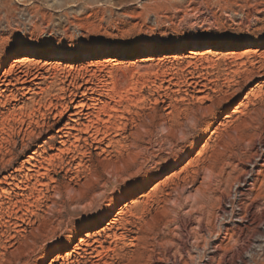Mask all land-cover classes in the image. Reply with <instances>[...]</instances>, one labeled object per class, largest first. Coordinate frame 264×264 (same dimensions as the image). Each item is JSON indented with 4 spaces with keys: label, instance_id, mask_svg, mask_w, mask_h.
Returning a JSON list of instances; mask_svg holds the SVG:
<instances>
[{
    "label": "rangeland",
    "instance_id": "obj_1",
    "mask_svg": "<svg viewBox=\"0 0 264 264\" xmlns=\"http://www.w3.org/2000/svg\"><path fill=\"white\" fill-rule=\"evenodd\" d=\"M205 44H213L215 49H209L205 47ZM192 51H199L204 55L189 63L188 58L191 56L189 52ZM255 51L259 52L258 56L264 52V0H0V79L6 82L13 81L21 75V72L26 74L37 70L35 66H29L7 73L4 78L3 73L9 69L16 58L35 56L36 62L41 65L49 64L55 67L61 64L57 70L48 74L51 79L42 86L43 88L51 86L53 95L62 87L68 89L71 83L69 81L75 80L81 84V79L84 78L85 81L90 82L93 89L95 88V94H102L103 102L111 104L110 106H118L119 104L114 105L116 102L121 104L119 114L124 117L122 116L123 119L120 120L122 123L118 122V125L122 124L126 127L127 134L138 129L144 136L142 145L148 149L146 160L139 159L142 167L133 169L119 180L115 179L113 174L110 176L106 170L108 164L111 163L110 160L108 158L104 160L105 156H99V151L95 149L96 145L92 144V138L86 136V140L78 147L79 151L78 149L73 150L75 153L71 152L64 155L62 160L53 161L48 177L44 180L45 183H50V191L44 188L40 196L38 193L34 194V199L41 198L42 201L39 202L37 209L28 206L26 201L28 195H22L21 191L12 188L4 194L0 190L1 264H39L40 258L45 255L47 257H45L44 264H51L58 254V247L61 250L60 254L65 255L73 250L70 249V242L77 244L78 238L93 227L88 224V221L105 207L103 198L114 197V201L113 206L105 213L106 219L103 220L102 225L97 227L100 230L107 227L108 220L115 218L123 204L151 192L169 177L171 178L167 182L169 189L160 187L147 205L146 209H151V216L147 218V221H151L152 227L154 225L151 229L154 235L151 234L153 238L149 242L147 251H140L143 255L139 254L141 255L139 264H204L207 259L203 256L205 254L201 247L205 246V237L208 238L206 230L216 224L214 219L222 205L230 209V204L223 203L225 196L231 191L230 187H233V183L245 172V168L248 167L247 163L252 161L259 147L258 141H264V121L262 122L264 118L258 116L260 110H257L261 109L260 105H264V95L262 96L264 76L259 77L256 71L249 79L250 75L245 74L243 69H249L250 66L247 65L246 68L240 66L243 61V63L247 61L249 63L257 60L255 54L249 55L250 52ZM58 52H64L68 56L61 58L50 56ZM141 58H149L153 61L145 65H140V63L136 65ZM95 60H100L103 64L98 68H90ZM111 60H119L121 63L113 67L114 63ZM68 64L77 68L85 64L84 68L87 69L69 74V71L63 70V65ZM42 72H45V69ZM238 72L242 73L238 74ZM192 81L206 84L208 88L203 90L197 87L195 89V85H191ZM112 90H114L113 93ZM114 94L116 100L113 102L110 96ZM248 95L249 98L246 99ZM213 104L215 105L213 111L211 113L206 111V108ZM14 105L16 103H13L11 108ZM173 109L180 111L175 112V115L180 113L185 123L188 122L187 118H191L193 114H196L200 121L195 129L187 128L186 136L188 137H183L178 133V141L171 139L173 142L170 143L165 141L167 131L162 125L171 118L168 117V113ZM235 110L239 112L238 117L243 122L253 125V129L247 131L244 137L241 135L242 138L236 136L233 133L234 130L230 128L228 133L234 135L235 139L237 137L236 141L239 139L241 142H232L228 139V134L224 133L226 134L225 139L230 142V150H237L241 161L226 168L222 177L219 176L222 168L219 166L215 168L216 175L212 179L208 172L203 171L198 180L191 184L187 179L192 176L193 172L198 167L205 168L211 164L212 150L217 136L213 133L216 129H219V132L224 130L218 125L219 121H222L227 113H233ZM42 112H45L48 117L46 122L52 124L53 116L50 111L43 109ZM40 117L41 114L38 113L36 120ZM41 118L39 120L42 124ZM67 120L68 116L61 121L57 129ZM258 121L259 124L262 123L257 129ZM100 127L103 129L104 126ZM19 129L17 123L7 126L8 131L5 136L7 141L3 143V150L0 153V157L7 155L5 158L7 161L13 159L14 168L32 156L33 152L32 145L29 150L24 149L23 137L19 136ZM47 137L48 135L41 141L37 138L36 143L32 142V144L37 145L44 142ZM152 143L157 146L155 147ZM55 153L56 151L49 149L50 155ZM198 155L199 164H190L198 159ZM172 159L175 160L174 167L168 166ZM80 161H82L81 165ZM258 162L257 164H263V162ZM156 163L161 164L162 167L165 166L159 172L160 174L153 177L146 185H141L139 188L134 187V184L140 183L143 179V172L153 170ZM25 166L28 167V165ZM142 168L143 172L139 173ZM255 168L257 171L262 167L258 165ZM262 171L263 175L260 176L257 187L258 193L253 197L254 200L257 197L260 201L256 199L257 205L255 203L251 208L252 224L244 230L245 232L240 229L236 234L240 239H234L238 240L237 246L226 255L228 256L225 258L227 264H238L241 260H245L247 264H264V170ZM4 176L6 173L0 167V180ZM51 177L55 178V184L50 182ZM94 185H97V194L93 193ZM54 186L60 190V194L52 190ZM216 186H219V190ZM76 189H80L82 193L85 192L87 196L96 194L97 202L94 211H85L87 203L79 206L72 200L75 197L73 190ZM163 189L165 194H169L168 196H162ZM204 193L213 200L210 204L206 203L208 206L202 203L205 202L202 200ZM79 197L80 195L76 196V199ZM53 203L56 204L53 205ZM166 210L170 212L167 213ZM14 213H18L19 224L22 225L18 229L15 228L16 214ZM177 214L182 219L181 230L173 223ZM200 214H204V219H200ZM38 216H41V219H38ZM135 216V213L124 214L117 223V227L134 224L138 221ZM44 218L52 222H48L47 226L43 227ZM23 219L27 221L23 222ZM170 223H172L171 226ZM15 229L18 234L19 232L21 234H15L20 242L18 239L12 242L10 238L14 236ZM169 230H178L175 236L181 245L167 244L165 252L163 244L165 240H170ZM234 240H227L225 245L235 246ZM148 250L151 253L154 251L152 256L149 255L151 253ZM126 252L131 254L132 249H126ZM10 253L13 254L10 255ZM76 253L67 260L59 261L58 264L85 263L83 251H76ZM148 256L151 258L147 259Z\"/></svg>",
    "mask_w": 264,
    "mask_h": 264
},
{
    "label": "bare ground",
    "instance_id": "obj_2",
    "mask_svg": "<svg viewBox=\"0 0 264 264\" xmlns=\"http://www.w3.org/2000/svg\"><path fill=\"white\" fill-rule=\"evenodd\" d=\"M205 47H207L209 49H215V46L213 44H205ZM30 53H32V52H30ZM189 53L191 54V56L188 58L189 63L196 61L200 56L204 55L203 53H201L199 51H192ZM258 53H259L258 51L250 52L249 55L255 54V57H257V60L249 62L250 64L247 63L248 61L246 63H243L244 61L242 60L243 62L240 65V66L245 67V68L247 67V65H249L250 68H252L251 70H250V68L249 69L246 68L245 70L243 69L245 74L250 75L249 79L252 77L253 73H255L256 71H257L256 72L257 75L259 74V77L264 76V52L261 53L259 56H258ZM50 56L52 58H61V57H65L68 55L64 52L63 53L58 52V53L51 54ZM241 58H242V56H241ZM111 61L114 63L113 67H116V66H118V64L121 63V61H119V60H111ZM150 61H153V60H150L149 58H141L140 60H138L136 62V65L139 63H140V65L141 64L145 65V64L149 63ZM92 63L93 64L90 66V68H93V67L98 68L99 66H101L103 64V62L100 60H95ZM84 65L85 64H83L82 66H78V68L76 66H73L72 64L63 65V70L64 71L67 70V72L69 71L68 72L69 74L72 72H76V71L80 72L84 69H87V68H84ZM144 65H142V66H144ZM29 66H35L37 70H35V72H33V73H26V74L24 72H21L20 73L21 75H18L17 78L13 81H7L6 82V81L0 79V83H1V86H0V153H2V150H3V143H6V141H7V140H5L6 139L5 136L7 135V131H8L7 126L10 125L11 123H17L20 127L19 136L22 135V137H23L22 143L25 146V147L23 146L24 149L26 148L27 150H29L30 145H32L31 150H33V152L31 153L32 156H29L25 161H23L21 164H19L17 166V168L13 167V162H14L13 159H10L8 161L5 159L7 157L6 154L3 155V157H0V167H2L4 170V173H6V176H4L0 180V185H4L7 187L6 188V187L0 186V190L2 193L6 194L9 191V189L14 188V190L21 191L22 195H26V196L28 195L27 196L28 199L26 201H27V204H29L28 205L29 207H31V208L38 207V204L41 201L40 200L41 198L40 199H34V194L35 193L36 194L38 193V195L42 194L44 191V188H47V189L50 188V183H45L44 180L48 177V174L51 170L50 168L52 167V164L54 163L53 161H55L56 159L62 160V157L64 155H68L71 152H74L73 150H77L79 145H82L81 143L86 140L85 139L86 136H90L92 138V141H93L92 144L93 145L95 144L96 145L95 149L99 151L98 155L99 156H105L104 160H106L107 158L110 160L109 162H111V163L108 164V167L106 170L110 173V176H112L111 174H113L115 179H119V180L123 179L124 176H126L133 169L138 168V167H140V168L142 167V163L139 164V159H142L143 161L146 160V154H147L146 152L148 151V149L142 145V143H144L143 142L144 136H142V134L139 132L137 127H136V129H137L136 131H134V132L131 131L130 134H127V132H128L127 128L123 127L122 124L118 125V122H121L120 120H122L124 117V115L119 114V105H121L120 103L116 102L114 104V105L119 104L118 106H110L111 104H106L105 102H103L102 94H98V93L95 94V92H96L94 90L95 88L93 89V86H90V82L85 81L84 78H82V79L80 78L81 84L77 83V81L75 82V80H73V82L69 81V82H71L69 84V88H72V90H68L69 88L65 89L64 87H62L61 89H59V92L56 91L57 93L52 95L51 94V90H52L51 86L46 85L47 86L46 88H43L42 86L44 84H46L49 79H51V78H49L48 74L53 70H57L59 68V66H61V64H57L55 67H51V65H49V64L41 65L40 63L36 62L35 56H26V57H22V58H16L14 60V62L11 64V66L9 67V69H7L5 73H3L4 74L3 77L5 78L7 73H11L14 70H20L21 68L24 69V68H27ZM44 69H45V72H42V71H44ZM242 72H238V74H241ZM0 73H1V68H0ZM111 75H112V72H111ZM234 76H235V73H234ZM66 79H68V77H66ZM169 82H171V81H169ZM192 82H191L192 83L191 85H195V89H197V87L201 88L203 90L208 88V86L206 84L204 85L201 82H194V81H192ZM213 84H214V82H213ZM63 85H65V84H63ZM100 91H102V90H100ZM68 92H70V93L68 94ZM113 92H114V90H112V93ZM263 95L264 94H262V96ZM115 96H116L115 94L111 95L110 100L114 102V100H116ZM108 98H109V96H108ZM248 98H249V95L246 97V99H248ZM54 99L56 100L55 102H54ZM258 99H260V98H258ZM13 103H16V105H14L13 108H11V105H13ZM260 106H261V109H257V110H260V112H258L259 113L258 116L259 117L261 116V118H264V105H260ZM171 107H172V105H171ZM214 108H215V105L213 104L212 106L207 107L206 111L211 113ZM43 109L45 111L46 110L50 111V114L53 116V123L52 124L49 122H46L48 117L45 114V112H42ZM174 109H177V108L174 107ZM174 109L172 110L173 112L171 111L168 113V117H171V118L166 123H164V125H162L164 127L165 131H167V134L165 136L166 137L165 141H168L170 143L173 142L171 139L178 141V139H179V135L177 136L178 133H180L181 136H183V137L186 136L187 128H190V129L194 128L195 129L198 126L199 121H200L199 117L196 114L192 113L193 116L191 118L188 117L187 120H186V115L184 114L185 120L188 121L189 123L191 122V124H189L188 122L185 123L184 119H182L180 113L175 115V112H180V111L179 110L175 111ZM236 111L237 110H235L233 113H230V114L227 113L224 116L225 119L223 117V120L219 121L218 125L220 127H223L224 130L219 132V129H216L215 133H213V135H217V136H216V140H215L216 141L215 145L213 146V150H212L213 155H212L211 164L205 168L204 167L203 168L198 167L197 170H195L193 172L192 176H190L189 178L187 177L188 178L187 180H189L191 184L195 183V181L198 180V178L201 175V172H203V171L208 172L211 179H212L214 177V175H216L215 174L216 173L215 168L217 166H219V167H222L220 169V174H219V176L222 177V176H224L226 168H229L235 162L241 161V156L238 154L237 150H235V149L230 150L231 149L230 142H228L225 139L226 136H224V135H226V134H224V133H227L228 139H230L232 142H234V141H236L237 137L235 139L234 135H230L229 134L230 132L228 133L230 128L234 130L233 133H235L236 136L241 137V135H243V137H244V135H246L245 133L247 131L253 129V125L251 123L248 124L246 122H243L242 119L240 117H238L239 112H236ZM204 112H205V109H204ZM38 113L41 114L42 118L41 117L40 118L43 121L42 124L40 123V120H39L40 118L36 120ZM46 113H48V112H46ZM120 113H121V111H120ZM119 115L121 116V118ZM67 116H68L67 122L57 129V127L60 125L61 121H63ZM250 116H251V114H250ZM106 117L108 119H106ZM152 118H153V116H152ZM261 120H259V121H261ZM259 121L257 122V129L261 127L260 124L264 121V119L262 120V122L260 124H259ZM127 124H125V125H127ZM102 125L104 126L103 129H101V127H100ZM140 127H144V126H140ZM11 129H13V128L11 127ZM190 129H189V131H190ZM46 135H48V137L46 138V141L40 142L37 145L32 144V142L36 143L35 139L38 138L41 141L42 139H44V137ZM9 136H7V137H9ZM186 137H188V136H186ZM223 138H224V140H223ZM260 138H261V136H260ZM4 140H5V142H4ZM261 140H262V138H261ZM238 141L241 142L239 139H238ZM238 141H236V142H238ZM163 143H165V142H163ZM152 144L155 145L154 143H152ZM156 146L157 145H155V147ZM158 146H160V145H158ZM258 146L259 147L256 150L254 157L251 159L252 161L247 163L248 167L245 168V172L242 174V176L240 178L237 179V181L235 183H233L234 184L233 187H230L231 191H229L228 192L229 194L227 196H225L226 198L224 199L223 203L227 202L228 204H230L231 205L230 209H227L228 207L226 205H225L226 207L224 205H222L221 209L218 211V215L214 219V220H216V224H214L215 228L212 227V228L208 229L209 228L208 227L206 230L207 231L206 235L208 236V238L205 237V239H204L205 240V243H204L205 246L204 245L202 247L200 246L202 248V250L204 251V254H205L203 256L206 257V259H207L206 261H204V264H216L217 261H219V263L217 262V264H227L226 263L227 259L225 260V258L228 256H226V255L228 253H231L232 250H234L237 246L236 244H237L238 240L237 239L234 240L235 238H238L236 234L238 233V231L240 229H242V231H244L246 228H248L252 224V217L253 216H252L251 208L253 207V205H255V203L257 205L256 199H258L256 197V199L254 200L253 197H254V194L258 193V190H257L258 189L257 188L258 183L260 180V176L263 175L262 170H264L263 169L264 168V141H258ZM160 147L162 148V146H160ZM49 149L51 151H56V153L53 155H50ZM78 151H79V149H78ZM161 151H162V149H161ZM84 154H85V152H84ZM197 157H198V159L195 158L196 160H193L190 164H199V162H200L199 155ZM75 159H77V158H75ZM82 161H80V165L82 164ZM174 161L175 160L172 159L168 163V166L174 167V163H175ZM258 161L263 162V164H257ZM89 162H90V160H89ZM91 163H93V162H91ZM101 163H103V162H101ZM105 164H107V163H105ZM25 165H28V167H26ZM258 165L262 168L255 171V169H256L255 167ZM57 166H59V165H57ZM83 166H84V164H83ZM160 167H162V165L156 163V167H154V169L151 171L143 172V168L140 169L139 173L143 172V179L140 181V183L134 184L133 186L139 188V187H141V185L143 186V185H146L147 183H149L153 179V177L155 178L157 175L160 174L159 172H161L165 166H163L161 168V170H159ZM90 169H91V167L89 168V170ZM77 172H79V171H77ZM78 175H80V174L78 173ZM91 175H92V177H95L93 174H91ZM50 179H51L50 182L55 184V182H56L55 178L51 177ZM112 179H114V178H112ZM170 179L171 178L169 177L166 179L167 181L166 180L164 182L162 181V183H160L158 186L153 188V190L151 192L142 194L136 200L133 199V200L123 204L122 208H120V210L117 213V215L115 216V218L108 220V223L106 224L107 227L100 230V228L97 229V227L102 225L103 220L106 219L105 213L108 212L109 208L113 206V201H114V197L103 198L105 200L104 203L106 204L105 207L102 208V211L100 210L101 211L100 213H98L99 212L98 211L97 212L98 214L95 215L91 220L88 221V224L93 225V227L89 228L81 237L78 238L79 242L77 244L70 242V244H69V245H71L70 249H73V250L70 252H67L65 255L60 254L61 250L58 247V252H57L58 254H57V256H55L53 258L54 260L52 261L51 264H58L59 261H61V260L63 261V260H67V258L68 259L71 258L73 256V254L76 253V251H83V258H85L86 262L85 263L82 262V264H116V263L117 264L118 263H121V264H139V263H141L140 262L141 261V255H143V254L140 251L147 249V247L149 246L150 240H152V238H153L152 235H154V234H152L153 230L151 231V229H153L154 225L152 227V225L150 223L151 221L150 222L147 221V218L149 216H151V209H149V208L146 209L147 205L149 204L150 199L153 197V195L157 192V190L160 187H163L164 189H169V185L167 182H169ZM184 183L187 184V182H184ZM96 186L95 185L93 186L94 187L93 193H96V191H97ZM219 186H221V185H219ZM219 186L218 187L216 186V188H218V190H219ZM56 188L54 186L52 188V190H56V194H58V193L60 194V190L56 189ZM164 189L161 192L162 196H168L169 195L168 193H166V194L164 193ZM81 190H82V188H81ZM81 190L80 189L73 190V192L75 193L74 194L75 197L73 199L72 198L71 199L74 200V202L77 203V205H79V206L80 205L82 206L83 203H87V204H85L86 205L85 211H91V212L94 211L95 205L97 202V199L95 196L97 193L93 194V196L90 195V193H89L90 196H87V195H85V192L83 191L84 193H82ZM28 191H29V194H27ZM49 191H50V189H49ZM206 191H207V189H206ZM10 192L12 193V191H10ZM76 194L80 195V197L77 199H76V196H78V195H76ZM207 194H209V193H207ZM207 194L204 193V195L202 196L203 199L201 198L202 200H205V202H202L204 204V206L212 203V201H213L212 198L209 197ZM13 196H15V195H13ZM21 201H23V200H21ZM64 202L65 201H63V203ZM54 204H56V203H53V205ZM15 206H16V204H15ZM27 209L28 208H26V210ZM60 209H61V207H60ZM166 211H167V213L170 212V210H166ZM202 212L200 211V213H202ZM33 213H34V211H33ZM126 213H135V215H136L135 218L138 221L135 223L133 222L134 224L128 222V224L130 223L129 225L118 228L117 223L121 220V217ZM14 214H16L15 215L16 216L15 217V228L18 229V227H20V225H21V224H19L20 219H19L18 213H14ZM192 214H194V212ZM192 214L190 216H192ZM204 214L203 215L200 214L201 220H202V218L204 219ZM175 216L176 217L173 220V223L177 225L179 230H181L180 227L182 226V219L178 214ZM40 217L38 216V219ZM30 218H32V216ZM25 221H27V220L25 219L23 222H25ZM39 221L41 222V220H39ZM44 221H45L44 225L42 224L43 227L47 226L48 222H52V220L50 221L47 218H46V220L44 218ZM219 222H220V224L218 226H216L217 223H219ZM30 224H31V222H30ZM10 225H12V224H10ZM39 225L41 226L40 223H39ZM171 225H172V223H170V226ZM128 226H132V228H128ZM48 227L50 228L51 225ZM46 228L47 227H45V229ZM16 229L14 230V232H15L14 236H12V237L10 236L12 242H14L18 239V236L15 235V234H18L17 233L18 231ZM175 232H178V230L177 231L176 230H173V231L169 230L170 240H168V239L165 240L166 242H165V244H163L165 246V252L167 251V248H166L167 244H172V245L177 244V246L181 245L179 239L175 236V234H176ZM19 234H20V232H19ZM23 234H24V232H23ZM24 236L25 235H23V237ZM2 237H4V236H2ZM27 238L29 239V237H27ZM201 238H203V237H201ZM238 239H240V238H238ZM158 240H159V238H158ZM227 240L228 241L234 240L235 246L228 247L227 245H225V242ZM19 242H20V240H19ZM195 245H197V244H195ZM151 246H154V245H151ZM159 246H160V244H159ZM183 246H184V244H183ZM183 246H182V248H183ZM19 248H20V246H19ZM128 248L132 249L131 254L126 252V249H128ZM173 248H174V246H173ZM2 250H3V248H2ZM197 250H198V248H197ZM148 251H149V253H151L150 250H148ZM4 253H6V252H4ZM13 253H10V255ZM153 253H154V251H153ZM153 253H151L149 255L152 256ZM3 254H1V255H3ZM139 254H141V255H139ZM45 257H47V256L45 255L42 258H40L39 264L45 263L44 262V260L46 259ZM150 258L151 257H149L147 259H150ZM154 258H156V257H154ZM142 259H143V257H142ZM152 259H153V257H152ZM222 260H223V262H222ZM1 261L2 260L0 259V264H1ZM80 261H81V259H80ZM153 261H155V260H153ZM4 262H5V259H4ZM185 263H187V262H185ZM238 264H247V262L245 260H241L240 262H238Z\"/></svg>",
    "mask_w": 264,
    "mask_h": 264
}]
</instances>
